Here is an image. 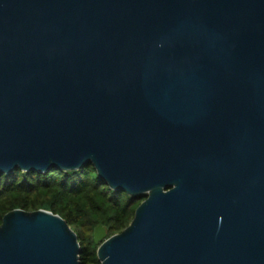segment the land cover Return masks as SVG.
<instances>
[{
	"label": "water",
	"instance_id": "water-1",
	"mask_svg": "<svg viewBox=\"0 0 264 264\" xmlns=\"http://www.w3.org/2000/svg\"><path fill=\"white\" fill-rule=\"evenodd\" d=\"M91 163L146 194L99 264H264V0H0V173ZM45 209L0 264H80Z\"/></svg>",
	"mask_w": 264,
	"mask_h": 264
},
{
	"label": "trees",
	"instance_id": "trees-1",
	"mask_svg": "<svg viewBox=\"0 0 264 264\" xmlns=\"http://www.w3.org/2000/svg\"><path fill=\"white\" fill-rule=\"evenodd\" d=\"M146 194L128 195L111 189L91 163L76 170L51 167L46 172L18 168L0 173V223L7 212L45 209L60 215L74 230L80 244V264H99L93 230L106 227L107 236L131 222Z\"/></svg>",
	"mask_w": 264,
	"mask_h": 264
}]
</instances>
